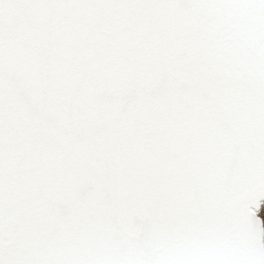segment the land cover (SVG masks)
Returning a JSON list of instances; mask_svg holds the SVG:
<instances>
[{"label":"snow or ice","instance_id":"6c2138e0","mask_svg":"<svg viewBox=\"0 0 264 264\" xmlns=\"http://www.w3.org/2000/svg\"><path fill=\"white\" fill-rule=\"evenodd\" d=\"M0 264H264V0H0Z\"/></svg>","mask_w":264,"mask_h":264}]
</instances>
